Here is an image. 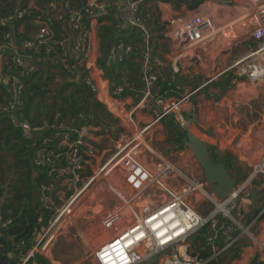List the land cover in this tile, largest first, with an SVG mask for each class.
<instances>
[{
  "label": "built area",
  "instance_id": "1",
  "mask_svg": "<svg viewBox=\"0 0 264 264\" xmlns=\"http://www.w3.org/2000/svg\"><path fill=\"white\" fill-rule=\"evenodd\" d=\"M145 1L50 0L41 5L38 0H28L13 13L0 15V24L8 28L0 43V117H10L23 129V136L33 142V164L38 176L45 178L39 187V205L51 212L48 224L41 217L33 225L30 245L25 238L10 237V253L17 264H34L36 255L47 251L55 237L54 228L65 213L57 214L60 189L73 193L70 207L107 168V174L119 171L120 187L115 180H104L118 203L91 219L81 233L91 247L94 264H264V207L255 214L246 209L255 199L253 190L259 194L256 181L264 187V152L250 165L247 178L237 182L224 198L205 177L188 175L163 158L146 167L136 157L141 136L165 116L176 114L181 123L185 122L184 107L191 96L155 94L159 80L155 70L164 61L149 45L151 30L149 16L143 10ZM233 4L236 2L219 6L235 11ZM239 5L241 10L235 11V18L224 22L219 20L220 10L215 15L212 10L190 16L178 14L168 20V35L185 46L187 53L218 39L225 50L247 40L257 42L258 49L234 65L246 63L245 72L253 69L264 75V0H245ZM106 15L114 17L119 33L133 28L147 41L140 80L144 99H152L159 112L143 126L135 119L137 107L128 110L122 100L134 88L130 72L124 67L112 82L100 64L96 30ZM27 17L31 19L25 21ZM18 20V31L26 34L20 40L15 30ZM64 23L68 28L60 29ZM26 25L29 27L22 30ZM133 51L132 44L120 40L113 48V61L122 63ZM51 68L62 71L66 81L84 85L114 120L125 128L128 125L130 136L119 142L116 153L100 170L93 171L86 183L87 165L98 161L100 153L95 133L103 130L101 135L108 134L111 127L102 128L93 112L64 118L57 111L52 119L45 116L40 122L38 118L35 124L25 117L29 79ZM254 125L247 126L246 134ZM11 224V218L0 219L2 229Z\"/></svg>",
  "mask_w": 264,
  "mask_h": 264
},
{
  "label": "rangeland",
  "instance_id": "2",
  "mask_svg": "<svg viewBox=\"0 0 264 264\" xmlns=\"http://www.w3.org/2000/svg\"><path fill=\"white\" fill-rule=\"evenodd\" d=\"M232 1L236 2V4H233L236 10H241L239 4L243 3L245 0H161L160 2L162 3L173 4L177 12L176 15L174 14L166 19V21H163V25L161 20L160 23H152L153 18L157 16L161 19L162 10L157 5V1H145L143 10L149 16L150 30L151 27H154V30H156L159 26L160 29L164 30L163 34L166 38L168 37L169 31L168 20L177 16L180 13L179 10L186 8V5L188 7H194L196 4L197 6H203L200 11L197 10V12L191 14H198L199 12L204 14L212 10L210 12L215 15V13L220 10L219 20L224 22L227 18H235L236 10L234 11V8L222 7L219 5L222 3L228 4ZM202 3L204 5H202ZM159 36L160 35L154 34L155 38ZM169 39H171V37ZM257 46V42L247 40L233 46L229 51L224 52L223 50H225V48L224 44L221 43V39L211 42V44H204L203 53H208V61L211 60L212 64H208L209 62L202 63L200 68L203 70L201 71L198 67L200 65L199 60L193 62L194 64H192L190 68H198V70L192 76L193 81L191 84L200 85L203 82H208L213 78V73L215 74L218 71H223L227 69V67L228 70L223 72L222 76L213 84L209 85L207 91L203 89L193 93L191 97L194 99V108L189 104L192 114L190 117L184 115L185 122H182L183 127H178L179 131H191L195 135H198L202 141L208 144L209 148H214L221 157V161L224 162V158L227 159L231 157L235 164V168L231 172L235 173L234 177H236L235 179L237 182L247 178L250 173L249 164L257 161L264 152L263 141H261L264 140V134L259 137L258 134H255L253 131L257 126L252 127L246 134L247 126L250 124H257L256 121L259 119L264 121V75H259L255 70L256 73L253 72V69L252 71L248 70L245 72L246 63H241L231 69H229V66L257 50ZM216 59L219 60V62L216 63L218 64L217 67L221 70L215 68L214 71L205 72L213 68ZM193 71L192 69L191 72ZM36 81L42 86L41 89L48 90V93L43 97H39V101L31 107L29 118H35L36 113L40 112L39 121L41 122L44 120L46 112H53V110L57 112L58 108L62 107V97L70 96L73 92V87H70L65 93H62L55 105L54 98L57 96L58 92L65 87L66 80L64 81L62 78L47 79V76H44L42 79L35 78L32 82ZM189 86L185 87L186 91L184 90V93L188 92V90H192ZM156 88L155 94L160 93L161 88L159 90ZM176 89L178 90L177 87ZM86 91L90 93L88 89H86ZM105 94L103 90L102 95L106 96ZM78 99L81 102V97H78ZM86 101L89 104L94 103L95 107L92 108L93 112L100 117L101 121L111 128H109L108 134L103 133L105 137H102L99 143L100 153L97 156L98 161H93L90 165H87L86 176H88V178L85 179V183L92 177L93 171L100 170L116 153L119 142H124L127 136H130V132L126 129L128 125L126 124L127 126L125 128L124 124L114 120V118L107 115L101 107L96 106L99 102L96 101L94 97L90 96ZM187 106L188 105L184 108L187 109ZM235 115L237 117H235ZM194 116H197V122L195 124L192 121ZM144 117L145 116L140 113V118L142 120L145 119ZM229 119H232V121ZM173 123L175 122L173 121ZM161 124L152 127L149 134L141 136L140 142L142 144L136 149V157H138L146 167H149L151 163L159 160V158H163L178 168H183L188 175L195 176L199 179L204 178L203 168L194 156L193 148L185 145L187 136L183 137L182 140L178 142L177 138L174 136V134L177 135V129H167L162 121ZM112 127H114V130H112ZM157 127L162 129H158ZM233 143H235L236 146L231 145ZM238 143L240 145H237ZM244 147H250L251 150H242ZM0 156L6 158L11 164L15 163L11 152L6 150V148L0 151ZM239 156L247 161H241ZM113 164H115V162H113L111 166ZM117 167L120 166L118 165ZM5 169L8 178L7 183L4 185V190L7 191L8 184L16 179L17 174L14 167L10 170L8 165H6ZM34 170V179H36L39 175V171L35 167ZM107 171L108 168L102 171L98 178L74 200L70 207L67 206L70 200H72L73 196L71 195L73 193L71 194L66 190H62V188L60 189L61 192L59 193L61 199L58 200L57 214H60L63 210L65 213L54 228L56 237L52 243L53 255L55 259L61 260L62 264H81V260H84V264H92L89 257L91 247L81 233L89 226V221L91 219L95 220L96 216L103 210L113 207L118 203L117 197L115 194L113 195L111 193V189L106 186L108 183H104V180H115L114 184L118 186L119 175L117 172L119 171L115 170V174H107ZM258 183L260 184L259 180L256 181L257 186L259 185ZM58 187L59 185H56V188ZM5 196L6 194L1 198V202L4 200ZM39 197L40 191L37 190V205H39ZM262 207H264V194L260 195L258 200L253 201L246 209L251 214H255Z\"/></svg>",
  "mask_w": 264,
  "mask_h": 264
},
{
  "label": "trees",
  "instance_id": "3",
  "mask_svg": "<svg viewBox=\"0 0 264 264\" xmlns=\"http://www.w3.org/2000/svg\"><path fill=\"white\" fill-rule=\"evenodd\" d=\"M26 1L28 0H0V15L7 16L13 13ZM49 1L50 0H38L41 5L46 4ZM75 1L77 3H83L85 0ZM30 19L31 17H27L25 21ZM100 21L102 22L98 31L101 40L100 64L106 75L110 79L117 81L119 72L124 68L126 60L122 63L113 61V48L120 40L126 42V39L121 33L118 32L113 16H103ZM20 24L21 20H18L16 22L15 29L19 40L26 37L25 33L22 34L18 31ZM7 30V27L0 24V43L3 40V36ZM40 71L34 73V75L29 79L30 85L28 87L27 93V105L26 109L24 110L25 117H29L30 109L39 101V97H43L48 93V90L41 89L42 86L37 81L32 82L35 78H43V72L40 74ZM138 71V66L132 68V73H136ZM47 79L51 78L47 77ZM131 80L133 83L142 86V83L138 82V79L135 76L132 77L131 75ZM70 87H73L72 94L68 97H62L63 105L62 107L58 108V111L62 113L63 117L67 118L70 115H75L82 111L86 113L93 112L92 108L95 107L94 103L89 104L86 101L91 96L90 93L86 91L84 85H81L76 80L66 81L65 87L61 89L54 98L55 105L57 104V99L61 97V94L65 93ZM174 90H177L176 87L171 83V81H167L160 89V94L169 96L179 95H176ZM78 97H81V102L79 101ZM96 106L101 107L102 110L107 113V115L111 116L101 103H97ZM55 112L56 111L54 110L53 112H46V118L52 119L55 115ZM39 116L40 112H37L36 117L31 118L30 121L35 124ZM173 121L175 123H173ZM162 122L163 125H166L167 129H177V135L174 134V136L177 138L178 142H180L183 137L187 136L186 130L183 132L178 130V127H183V124L178 120L176 114L165 116L162 119ZM32 145L33 142L23 136V129L20 126L14 125L10 117H0V151L6 148V150L11 152L15 160V163L11 164V162L6 160V158L0 156V219H12V224L9 226V228L5 230L0 228V264H17L18 262V260L13 255H10L11 236H14V240L25 238L30 245V232L33 225L36 224L41 217L43 218L44 224H48L50 219L51 212L45 211L42 207H40V205L36 204V191L39 190L40 184L45 178L43 175H41L34 179L35 170L32 158L34 156V150ZM211 150L213 157L217 160H221V157L214 150V148H211ZM223 160L229 172L231 173V171L235 168L232 158L228 157L227 159L224 158ZM6 165H8L10 170L14 167L18 176H16V179L12 180L8 184L7 191L4 190V185L7 183L8 178L5 169ZM5 194V198L1 202V198ZM35 259L37 260V264H50L49 261L41 254H37ZM29 264H32V261Z\"/></svg>",
  "mask_w": 264,
  "mask_h": 264
},
{
  "label": "crops",
  "instance_id": "4",
  "mask_svg": "<svg viewBox=\"0 0 264 264\" xmlns=\"http://www.w3.org/2000/svg\"><path fill=\"white\" fill-rule=\"evenodd\" d=\"M118 1H123V0H118ZM153 1L158 2L157 5L162 10V14H161V19L159 16H157V17L153 18L152 23H154V24L160 23V20H161V23L163 25L164 24L163 21H166V19H168L170 16H172L174 14L176 15V13H177L176 8L173 6V4L162 3V2H160L161 0L160 1L159 0H153ZM161 4H162V6H161ZM201 7L202 6H197V4L194 7H188L186 5V8L179 10V12H180L179 14L190 16V15H193L191 13L197 12V10L200 11L202 9ZM28 27H29V25H26L24 27H21V29L23 30L24 28H28ZM59 28L65 29V28H68V25L66 23H64V24H62V26H59ZM163 31L164 30L160 29L159 26H158V28H156V30H154V27H151V38L149 41V45H150V48L152 49L153 54L155 56L160 57L164 61V65L156 68V70H155V73L158 74V76H159V80L157 81L156 86H155V87L158 86L156 88L157 90H159L160 87L162 88V86L165 85V82L173 81L171 83L175 87L179 88L178 90H174V92L176 94H179V95H177L178 97H183L185 95H191L192 96L193 93H195L198 90L204 89L205 91H207V87L209 85L213 84L219 77H221L223 72L228 70V67H227V69H224L223 71H218L215 74L213 73V75H214V76L212 75L213 78L211 80H209L208 82H203L200 85H192L191 84L193 81L192 76L194 75V73L197 72L198 68H190V67L192 64H194L193 62L198 61V60L200 62V65L198 66L199 68L201 67L202 63H204V62H206V63L209 62L208 64H212L211 60L208 61V58H207L208 53H205V54L203 53L204 46L203 47L199 46L198 48H196L193 51V53H187L185 51V46L183 47V45L181 43H179L177 40H175L174 38L169 39L170 38L169 35H167L169 38L168 37L165 38ZM96 33H98V28L96 30ZM121 34L126 39V42H128L134 46V51L126 58V63L124 65V67H125V69H127L130 72L132 77L135 76L138 79V82L142 83V86H139L138 84L134 83L133 90L131 92H129L128 94H126V96H124L122 98V100H124L126 102L128 110H133L134 107H137V111H136L137 116H135V119H136L139 126L141 124L145 125L146 123L151 121L156 116V114L159 112V107L152 101V99L151 100L150 99H144V97H143L144 84L140 80V76L142 75L143 70H144V63H145L144 54H145V49L147 47V41L144 39V37L142 36V34L140 33L139 30H136L133 28H125L121 32ZM154 34H157L160 36L155 38ZM97 43H98L97 46L99 48V57L101 58V50H100L101 40H100V37L98 38ZM223 51L225 52V51H229V50H223ZM219 54H221V53H219ZM141 60H142V62H141ZM217 62H219L218 59H216L214 61L213 68L206 70L205 72L214 71L215 68H218V70H221L219 67H217V65H218V64H216ZM234 64L230 65L229 69H231L232 67H235ZM136 66L139 67V71L136 73H132V68L136 67ZM54 69L55 68L44 69V70L40 71V74L43 72L42 73L43 77L47 76V77L53 78V79L62 78L65 81V78H64L62 71L54 70ZM192 69L194 70L193 72H191ZM202 70L203 69H201V71ZM209 75L211 76L210 73H209ZM111 81L114 82V80H112V79H111ZM186 86H189V88H191L192 90H190V91L188 90V92L184 93V90L186 91V88H185ZM164 96L168 97L169 95H164ZM191 96L188 99L189 101L187 103V105H188L187 109H185V111L183 112L184 115L189 116V117L192 114V112H191L192 110H191V108H189V104L192 106V108H194V99ZM172 97H175V95H172ZM140 113H142L145 116L144 120H142L140 118ZM97 118H98V121H99L98 123L100 124V126L102 128H105V126H107V125L103 121L100 120L99 116H97ZM143 125H141V126H143ZM254 126H257V127H255V130H254L255 134L257 133L258 136L261 137L264 134V128H263L264 125L263 124H255ZM159 127H161V126H159ZM159 127H157V128L162 129ZM112 130H114V127H112ZM102 131L103 130H101L100 132H102ZM100 132L95 133V134H98V136L94 139V142L97 143L98 145H99L102 137H105V135L104 134L101 135ZM196 136H198V135H196ZM211 136H213V135H211ZM231 145L236 146L235 143H233ZM237 145H240V144L238 143ZM99 147H100V145H99ZM242 150H251V148L250 147L249 148L244 147V148H242ZM102 157H103V154H102ZM239 159H241V161H247L244 158H242L241 156H239ZM90 164H91V162L88 165H90ZM251 164L252 163L249 164V166H248L249 168H250ZM150 165H152V163ZM234 174L235 173H232L233 176H234ZM262 187L263 186L258 185V188L260 191H259L258 196L254 199V201H257L258 197L260 195L264 194V187L263 188ZM261 188H262V190H261ZM62 218L63 217H61L60 220ZM55 237H56V234H55ZM55 237L53 238V240L55 239ZM53 240L51 241V243H50L47 251L45 252V254H42V255L49 261L50 264H62V261L55 259L54 255H53V243H52ZM10 255H11V253H10ZM89 257H90V260L92 261V264H93V255L91 253L89 254ZM33 263L37 264V260ZM80 263L84 264L85 262H84V260H81Z\"/></svg>",
  "mask_w": 264,
  "mask_h": 264
},
{
  "label": "water",
  "instance_id": "5",
  "mask_svg": "<svg viewBox=\"0 0 264 264\" xmlns=\"http://www.w3.org/2000/svg\"><path fill=\"white\" fill-rule=\"evenodd\" d=\"M192 121L196 123L197 116H194ZM185 145L193 148L194 156L202 166L204 176L212 184L214 191L220 197H226L237 184V180L229 172L225 162L215 159L208 144L191 131L187 132ZM257 194V190H253L252 197L256 198Z\"/></svg>",
  "mask_w": 264,
  "mask_h": 264
},
{
  "label": "bare ground",
  "instance_id": "6",
  "mask_svg": "<svg viewBox=\"0 0 264 264\" xmlns=\"http://www.w3.org/2000/svg\"><path fill=\"white\" fill-rule=\"evenodd\" d=\"M198 137V136H197ZM199 138V137H198Z\"/></svg>",
  "mask_w": 264,
  "mask_h": 264
}]
</instances>
